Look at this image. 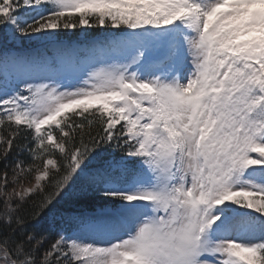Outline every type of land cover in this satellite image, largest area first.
Masks as SVG:
<instances>
[{
	"label": "snow or ice",
	"instance_id": "obj_1",
	"mask_svg": "<svg viewBox=\"0 0 264 264\" xmlns=\"http://www.w3.org/2000/svg\"><path fill=\"white\" fill-rule=\"evenodd\" d=\"M0 159V264H264V0H0Z\"/></svg>",
	"mask_w": 264,
	"mask_h": 264
},
{
	"label": "trees",
	"instance_id": "obj_2",
	"mask_svg": "<svg viewBox=\"0 0 264 264\" xmlns=\"http://www.w3.org/2000/svg\"><path fill=\"white\" fill-rule=\"evenodd\" d=\"M101 31H104V29H100V28H92V29H88L86 32H84L83 30H76L74 33L73 32H71V33H68V31H65V32H63L62 33V36H64V37H70V36H75V35H78L79 33H86V34H96V33H99V32H101ZM92 131H93V134L96 132V131H99V129L98 128H93L92 129ZM86 139H87V137H85ZM16 156H17V153H15V152H13L11 155H10V157H9V164H11L13 161H14V159L16 158ZM19 158L20 159H23V160H26V161H28V156H27V154L25 153V154H21L20 156H19ZM5 170H8L9 171V173H10V168L9 169H6L5 168V163H4V161H3V159H0V174H2L3 173V171H5ZM32 179L30 178V177H26V178H24L23 180H22V184H25V183H27V182H30ZM23 214V213H22ZM45 236L47 237V239L49 240V241H51L52 240V236L49 234V233H45Z\"/></svg>",
	"mask_w": 264,
	"mask_h": 264
},
{
	"label": "rangeland",
	"instance_id": "obj_3",
	"mask_svg": "<svg viewBox=\"0 0 264 264\" xmlns=\"http://www.w3.org/2000/svg\"><path fill=\"white\" fill-rule=\"evenodd\" d=\"M80 30V29H79ZM72 31H68V33H71ZM94 39H99V38H94ZM46 43V42H45ZM45 43H36V42H33V43H28V44H25L24 46H31V47H37V49H32L31 51H18L19 53L21 54H33V53H40L42 55H46L48 57H54L55 55V49L54 47L51 45V46H48L47 48H43V44ZM77 46H80V47H83L85 45H77ZM33 183V181L31 180L30 182H27L25 184H23V186L25 187H28V186H31V184Z\"/></svg>",
	"mask_w": 264,
	"mask_h": 264
}]
</instances>
